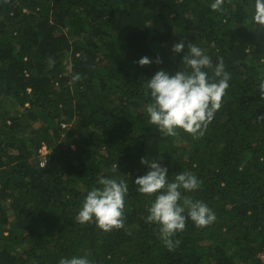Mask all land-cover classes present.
I'll list each match as a JSON object with an SVG mask.
<instances>
[{"label":"trees","instance_id":"1","mask_svg":"<svg viewBox=\"0 0 264 264\" xmlns=\"http://www.w3.org/2000/svg\"><path fill=\"white\" fill-rule=\"evenodd\" d=\"M210 2L0 0V264L85 254L92 264H264V28L251 22L254 0ZM181 41L213 65L222 57L231 76L195 138L160 134L145 111L147 79L183 67V50L171 51ZM141 157L170 179L194 173L200 187L186 195L215 212L203 227L186 220L172 250L146 220L155 194L135 189ZM101 175L128 179L123 226L109 231L76 221Z\"/></svg>","mask_w":264,"mask_h":264},{"label":"clouds","instance_id":"2","mask_svg":"<svg viewBox=\"0 0 264 264\" xmlns=\"http://www.w3.org/2000/svg\"><path fill=\"white\" fill-rule=\"evenodd\" d=\"M222 4L223 0H211L209 7L221 11ZM251 22L264 28V0H254ZM186 49L183 41L173 44L171 49L172 53L183 50L182 68L172 72L160 68L147 79L146 95H150L152 102L145 106V111L160 134L174 136L178 129H182L195 138L203 135L220 109L231 76L222 57H217L213 65L212 58L197 44L189 42ZM153 62L159 64L162 61L159 56H141L137 61L139 65ZM73 79H79V76ZM259 89H264V77ZM140 163L147 167V171L136 176L133 183L138 193L155 194L147 208L146 220L159 226V237L169 250L179 244V240L173 237L185 229L186 220L191 219L199 227L216 220L215 212L207 204L186 195L200 187L201 182L194 173L179 171L170 179L167 167L157 159L141 157ZM112 172L117 173L116 163ZM128 194V179H121L118 175L99 176L95 186L87 190L76 213V221L84 224L94 220L105 231L122 227ZM58 264L92 262L85 254L62 256Z\"/></svg>","mask_w":264,"mask_h":264},{"label":"rangeland","instance_id":"3","mask_svg":"<svg viewBox=\"0 0 264 264\" xmlns=\"http://www.w3.org/2000/svg\"><path fill=\"white\" fill-rule=\"evenodd\" d=\"M67 68H68V67H67ZM40 148H42V146H41ZM42 152H43V151H41V153H40V152L38 151V152H37V157H38L40 160L45 161V156L43 157L44 153H42ZM258 256L260 257V259L264 260V251L261 252Z\"/></svg>","mask_w":264,"mask_h":264},{"label":"built area","instance_id":"4","mask_svg":"<svg viewBox=\"0 0 264 264\" xmlns=\"http://www.w3.org/2000/svg\"><path fill=\"white\" fill-rule=\"evenodd\" d=\"M40 153H41V151H43L42 153H44V155H43V157L45 156V154L48 152V150H47V148H46V146L45 145H42V148H39V150H38ZM40 165L41 166H43L44 165V163H45V161H43V160H40Z\"/></svg>","mask_w":264,"mask_h":264}]
</instances>
